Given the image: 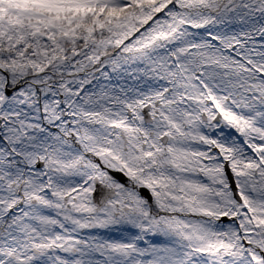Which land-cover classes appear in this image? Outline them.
I'll list each match as a JSON object with an SVG mask.
<instances>
[{
    "label": "snow or ice",
    "instance_id": "obj_1",
    "mask_svg": "<svg viewBox=\"0 0 264 264\" xmlns=\"http://www.w3.org/2000/svg\"><path fill=\"white\" fill-rule=\"evenodd\" d=\"M0 264H264V0H0Z\"/></svg>",
    "mask_w": 264,
    "mask_h": 264
}]
</instances>
